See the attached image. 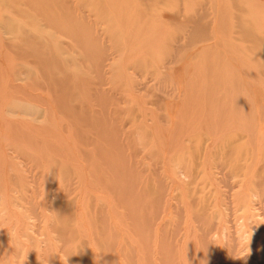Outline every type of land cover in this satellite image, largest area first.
<instances>
[{"label": "rangeland", "instance_id": "obj_1", "mask_svg": "<svg viewBox=\"0 0 264 264\" xmlns=\"http://www.w3.org/2000/svg\"><path fill=\"white\" fill-rule=\"evenodd\" d=\"M261 23L0 0V264H264Z\"/></svg>", "mask_w": 264, "mask_h": 264}, {"label": "bare ground", "instance_id": "obj_2", "mask_svg": "<svg viewBox=\"0 0 264 264\" xmlns=\"http://www.w3.org/2000/svg\"><path fill=\"white\" fill-rule=\"evenodd\" d=\"M260 26H261V29H264V23H261L260 24ZM253 29H254V33H255V36L254 37H256V40L257 39H259V37L263 40V42H264V36H260L258 33H257V31H255V27L253 26ZM257 33V34H256ZM263 35H264V33H263ZM259 36V37H258ZM253 42H254V40H253ZM256 44H259V41H256ZM262 45L263 46H261L262 47V50H264V43H262ZM260 46V45H259ZM257 48H260V47H257Z\"/></svg>", "mask_w": 264, "mask_h": 264}]
</instances>
